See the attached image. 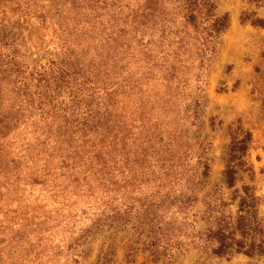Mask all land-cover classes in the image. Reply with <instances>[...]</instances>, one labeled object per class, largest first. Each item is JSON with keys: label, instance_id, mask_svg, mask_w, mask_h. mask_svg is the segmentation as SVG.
<instances>
[{"label": "trees", "instance_id": "1", "mask_svg": "<svg viewBox=\"0 0 264 264\" xmlns=\"http://www.w3.org/2000/svg\"><path fill=\"white\" fill-rule=\"evenodd\" d=\"M27 1L24 14L51 15L52 37L28 56L7 23L21 0H0V264H80L100 237L97 264L115 262L119 244L123 264H145L140 252L175 264L190 243L264 257L253 135L240 121L224 157L231 201L207 190L214 159L197 110L230 23L216 0Z\"/></svg>", "mask_w": 264, "mask_h": 264}, {"label": "rangeland", "instance_id": "2", "mask_svg": "<svg viewBox=\"0 0 264 264\" xmlns=\"http://www.w3.org/2000/svg\"><path fill=\"white\" fill-rule=\"evenodd\" d=\"M27 0L14 3L9 11L7 23L21 35L20 42L23 51L36 58L46 51L52 37L50 18L45 8L28 7L30 14H24ZM217 12L228 14L229 27L218 39L217 52L208 70L205 84V97L197 114L201 123L202 138L211 142L210 155L213 156V168L210 184L213 189L218 184L226 198L231 201L232 189L225 183V160L231 135L229 127L240 121L253 135L249 150V159L255 169V180L258 194L264 198V27L255 26L251 22H243L244 12L254 14L264 19V0H216ZM46 14L47 25L38 16ZM227 52V54H226ZM192 111L195 109L192 108ZM246 176L239 183H250ZM233 210L238 209V202L232 204ZM202 209L204 205L202 204ZM264 214V201L261 206ZM198 229L205 227V222L199 216ZM102 237L94 239L92 252L81 260L80 264H97ZM116 261L112 264H123L127 248L123 244L117 246ZM138 262L153 264L148 261V255L140 252ZM175 264H264V257L251 258L237 254L230 258H220L202 253L194 243H190L186 254Z\"/></svg>", "mask_w": 264, "mask_h": 264}, {"label": "bare ground", "instance_id": "3", "mask_svg": "<svg viewBox=\"0 0 264 264\" xmlns=\"http://www.w3.org/2000/svg\"><path fill=\"white\" fill-rule=\"evenodd\" d=\"M226 54H227V52H226Z\"/></svg>", "mask_w": 264, "mask_h": 264}]
</instances>
